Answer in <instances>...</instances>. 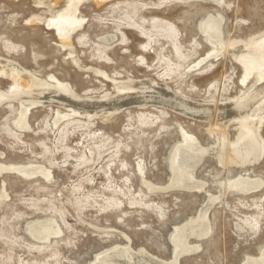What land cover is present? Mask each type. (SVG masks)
Here are the masks:
<instances>
[{
  "label": "rangeland",
  "instance_id": "obj_1",
  "mask_svg": "<svg viewBox=\"0 0 264 264\" xmlns=\"http://www.w3.org/2000/svg\"><path fill=\"white\" fill-rule=\"evenodd\" d=\"M65 7L66 0H0V58L40 78L55 74L84 95H117L112 78L146 81L141 90L155 79L169 89L160 100L124 106L109 118L72 116L56 124L57 109L68 107L40 102L28 113V128L17 125L18 102L0 104V264H93L126 244L164 263L173 257L176 227L201 210H208L209 235L191 237L199 249L181 253L178 264L263 259L264 155L240 167L207 154L197 180L177 179L154 191L145 181L169 182L181 127L207 148L218 144L217 131L233 143L244 133L236 119L219 120L215 111L246 93L242 65L229 51L209 55L213 44L204 23L220 15L228 45L251 44L264 34V0H84L77 11L84 23L63 45L46 21ZM257 83L254 76L248 88ZM11 84L0 76L1 90ZM200 106L210 114L206 121L194 115ZM260 131L264 136V119ZM12 165L40 166L52 175L26 177ZM238 174L256 180L244 182L243 191L226 190ZM47 219L58 234L48 240L31 235L33 224Z\"/></svg>",
  "mask_w": 264,
  "mask_h": 264
},
{
  "label": "bare ground",
  "instance_id": "obj_2",
  "mask_svg": "<svg viewBox=\"0 0 264 264\" xmlns=\"http://www.w3.org/2000/svg\"><path fill=\"white\" fill-rule=\"evenodd\" d=\"M37 1L41 3V0ZM83 1L84 0H66V7L62 10V13L46 21V25L57 32L63 45L71 43L72 34L75 31L77 32L84 23V18L79 16L80 13L77 14L79 5ZM102 1L104 0H97V3ZM223 20V17L220 15H210L204 23V31L210 43L213 44V50L211 53L209 52V55L217 56V53L221 51L232 52L235 59L237 58L240 62L239 64L242 65L244 74L243 77H241V83L243 86H247V91L243 96L237 97L229 105L223 106L217 104L215 111L217 119L219 120H223L224 118H228L230 121L231 119H236L237 123L243 126L244 133L237 142L235 141V143H233L228 140L225 133L217 131L218 144L214 148H207L199 142L196 135L194 136L188 133L184 127H181L182 141L179 144L177 143L178 145L176 144L177 146L173 149L169 159L171 171L169 182L161 186L152 184V181V183L147 180L145 181L146 185L153 191L156 188H171L177 179L184 180V182L188 181V183L197 180L195 173L196 168L207 154L215 156L218 162H224V165L234 163L240 167L255 163L264 155V136L260 131L264 119V34L255 39L251 44H240L238 46L228 45L223 37ZM78 60V58H74L76 63H78ZM203 60L204 58H202V61ZM6 65L10 66L9 69ZM94 71H100L106 76H109L107 72L101 68H95ZM4 75L11 79L12 84L8 91L0 89V104L5 101H16L19 103L21 110L17 125L20 128H28L30 126L28 122V113L33 106L40 102L42 104L43 102L56 101L68 107V109L58 108L57 111L55 110L56 118L54 122L56 124L60 120L68 119L72 116L80 117L84 115L91 119L95 115H99L109 118L124 106L132 104L145 106L151 99L160 100L162 99L161 96H164L167 89H169L166 84H158L155 79H146L155 85H149L146 90H141L140 85L146 81L118 82L112 78L115 82L117 95L113 96L108 93H102L101 95H84L78 93L69 81L61 80L55 74H50L46 78H40L34 71L23 67L16 61L0 58V76ZM254 76H257L258 83L254 87L248 88V84ZM138 95L139 97H136ZM163 103L168 105L165 101ZM207 105L209 106V104ZM183 108L185 109V107ZM195 109L196 114L194 115L197 118L203 119V121H206V119L208 120L210 114L205 108H201L200 106V109L199 107ZM12 168L20 171L26 177L35 174L38 175V173H40V176H43L45 179H50L52 175L49 169H41L40 166L37 167L32 165L20 168L18 165H12ZM3 169L4 165L0 162V173ZM243 176V174H238L237 178L228 180L225 183L226 190L235 189L243 191L242 187L244 182L256 180L252 178L245 179ZM258 181L257 184H259L260 187L262 183L260 180ZM207 214L208 210H201L193 218L186 220L181 226L176 227L175 234L173 233V257L167 259L164 263L158 262L159 260L156 261L154 257L147 256L146 254L149 252L146 249H133L126 244L125 246H118L103 253L93 264H178V257L181 253L193 252L199 249V244H197V242H190L191 237L194 236L199 240L209 235V230L211 229L209 228L210 223ZM53 224L54 222L48 219L42 224H33L30 228L31 235L41 240H48L52 234H58ZM262 257L263 259L261 260L258 259V257H249L244 264H264V255Z\"/></svg>",
  "mask_w": 264,
  "mask_h": 264
}]
</instances>
